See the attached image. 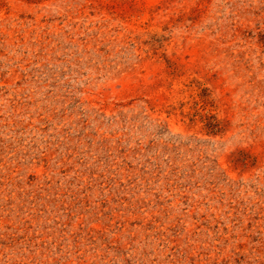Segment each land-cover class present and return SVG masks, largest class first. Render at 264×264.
Returning <instances> with one entry per match:
<instances>
[{
	"label": "rangeland",
	"instance_id": "374dc122",
	"mask_svg": "<svg viewBox=\"0 0 264 264\" xmlns=\"http://www.w3.org/2000/svg\"><path fill=\"white\" fill-rule=\"evenodd\" d=\"M0 264H264V0H0Z\"/></svg>",
	"mask_w": 264,
	"mask_h": 264
}]
</instances>
